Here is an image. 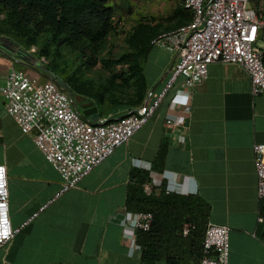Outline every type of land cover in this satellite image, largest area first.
<instances>
[{
  "label": "crops",
  "instance_id": "crops-1",
  "mask_svg": "<svg viewBox=\"0 0 264 264\" xmlns=\"http://www.w3.org/2000/svg\"><path fill=\"white\" fill-rule=\"evenodd\" d=\"M17 47L0 37L1 58ZM171 56L167 43L152 45L144 64L148 90H161ZM25 58L20 59L21 66H27ZM174 95L169 92L127 143L61 195H57L61 180L35 147L33 134H23L0 102V166L7 179L8 221L11 228L26 223L0 247V264H140L124 241L128 228L117 220L128 213L130 174L139 170L149 174L145 164L162 175L169 193L195 196L209 205L207 222L228 228V264H264V225L257 223L263 211L256 196L252 153L254 144L264 145V92L251 95L241 66L215 62L192 92L187 123L166 126ZM75 100L86 120H114L124 113L119 109L89 114L96 104L85 97ZM175 102L181 109L183 101ZM180 135L184 145L178 142ZM162 142L166 155L158 172L152 165Z\"/></svg>",
  "mask_w": 264,
  "mask_h": 264
},
{
  "label": "built area",
  "instance_id": "built-area-1",
  "mask_svg": "<svg viewBox=\"0 0 264 264\" xmlns=\"http://www.w3.org/2000/svg\"><path fill=\"white\" fill-rule=\"evenodd\" d=\"M255 1L182 0L191 15L190 21L151 42L152 45L167 43L172 50L166 82L158 92L148 90L142 104L133 112L112 121L83 119L70 95L57 82L10 69L0 85V102L23 134H33L35 147L57 172L61 180L57 195L73 188L127 143L171 91L175 95L168 104L164 123L184 126L190 117L192 92L205 81L209 65L215 62L241 66L250 80L251 95L264 92V13L251 6ZM39 61L42 63L44 59ZM177 98L183 101L181 109L176 108ZM178 142L184 145V136H178ZM252 153L256 196L263 211L257 223L264 225V145L254 144ZM144 168L150 174L149 182L143 185V191L148 194L152 188L161 186L162 175L150 171L147 164ZM152 219L148 212H128L117 220L130 232L124 240L129 248L140 249L137 232L148 230ZM25 224L19 228H11L9 224L7 179L4 167L0 166V247ZM192 228L185 223L181 234L187 236ZM228 259V228L207 222L199 264H228Z\"/></svg>",
  "mask_w": 264,
  "mask_h": 264
},
{
  "label": "trees",
  "instance_id": "trees-1",
  "mask_svg": "<svg viewBox=\"0 0 264 264\" xmlns=\"http://www.w3.org/2000/svg\"><path fill=\"white\" fill-rule=\"evenodd\" d=\"M190 19L191 15L183 5L174 9L170 17L176 28L187 24ZM114 29V11L108 0H0V37L26 50L35 48L44 37L43 44L34 52L38 59H44L39 63L40 76L43 80L63 83L64 91L70 95L78 111L76 97L91 100L96 105L89 114L98 112L103 115L119 109L133 112L142 104L148 91L144 64L151 42L167 33L169 28L160 31L159 25L140 22L132 28L126 40L127 53L117 60L101 62L100 67L104 70L118 66L124 68L126 78H122L123 72H120L96 83L83 78L78 68L69 72L65 63L59 68L56 60L60 59L61 48L76 53L87 68L97 67L101 46ZM118 79L124 84L131 81L130 95L117 92L116 87L121 85ZM165 155L166 143L162 142L153 170L162 171ZM130 181L125 210L148 212L153 217L148 230L137 232L136 243L140 249L135 250V256L140 264H154L156 261L199 264L209 205L195 196L166 192L164 183L145 193L143 185L149 182V174L145 171H132ZM185 223L193 226L187 236L181 234Z\"/></svg>",
  "mask_w": 264,
  "mask_h": 264
},
{
  "label": "rangeland",
  "instance_id": "rangeland-1",
  "mask_svg": "<svg viewBox=\"0 0 264 264\" xmlns=\"http://www.w3.org/2000/svg\"><path fill=\"white\" fill-rule=\"evenodd\" d=\"M108 4L114 11L115 29L113 33L109 34L101 46V50L97 55L99 65L95 68L89 69L86 65L84 66V60L79 58L76 53L61 48L60 59L56 60L60 69L63 68L64 63L68 65L69 72L78 68L83 78L93 80L96 83H101L106 78L118 75L120 72H123L121 77L126 78L124 75V68L118 66L110 68L109 70H104L100 67L101 62L117 60L120 56L127 53L128 49L126 40L129 37L132 28L140 22L149 23L153 26L159 25L161 27L160 31L169 28L168 32H170L176 29L175 22L171 21L170 17L174 9L182 6L183 2L182 0H108ZM251 6L254 9L264 12V0H256ZM43 41L44 37L40 39V43L35 47L36 49L31 47V49L26 50L20 45L14 50L9 49V53L5 58L0 57V78L3 77L5 67L8 64L10 65L8 71L12 68L18 70L21 69L29 74L38 75L40 79L43 80V77L40 76V72H38V68L40 67L38 54L34 53L35 51H31L33 48V50H36L37 52L41 43L43 44ZM22 56L26 57L25 62L27 63V66H21V64H19L21 61L20 59L23 58ZM119 82H121V85L116 87L117 92L122 95H130L132 93L131 81H128L127 84L122 83L121 80H119ZM122 110H124V113L126 112V109Z\"/></svg>",
  "mask_w": 264,
  "mask_h": 264
},
{
  "label": "water",
  "instance_id": "water-1",
  "mask_svg": "<svg viewBox=\"0 0 264 264\" xmlns=\"http://www.w3.org/2000/svg\"><path fill=\"white\" fill-rule=\"evenodd\" d=\"M58 84L65 90L66 89V87L63 85V83H61V82H59L58 81ZM91 122H96V121H92V120H90Z\"/></svg>",
  "mask_w": 264,
  "mask_h": 264
}]
</instances>
